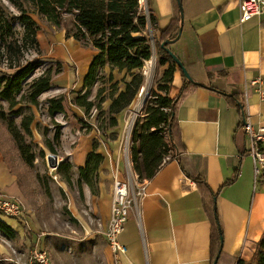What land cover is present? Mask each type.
Returning a JSON list of instances; mask_svg holds the SVG:
<instances>
[{
	"label": "crops",
	"instance_id": "obj_1",
	"mask_svg": "<svg viewBox=\"0 0 264 264\" xmlns=\"http://www.w3.org/2000/svg\"><path fill=\"white\" fill-rule=\"evenodd\" d=\"M181 1L184 19L169 46L195 83L176 66L167 95H180L172 127L177 150L145 179V195L119 236L127 251L116 261L108 245L112 264H214L213 209L222 229L217 264L251 260L264 233V175L255 176L251 140L242 129L245 120L264 126V12L241 22L238 0ZM146 3L158 37L181 16L178 0ZM92 137L84 136L72 150L76 168L85 166L94 149ZM112 150L98 149L111 179L110 191L100 197L106 222L116 168L125 170L123 156ZM0 192L23 199L1 148Z\"/></svg>",
	"mask_w": 264,
	"mask_h": 264
},
{
	"label": "rangeland",
	"instance_id": "obj_2",
	"mask_svg": "<svg viewBox=\"0 0 264 264\" xmlns=\"http://www.w3.org/2000/svg\"><path fill=\"white\" fill-rule=\"evenodd\" d=\"M142 6L147 11L146 0L142 1ZM25 7L39 29L35 43L28 36L25 25L21 21L14 22V36L23 46L21 63L38 60L41 65L23 81L15 108L9 109L8 103L0 98V144L7 164L19 180L22 203L27 210L30 207L33 215L30 217L29 214L25 223L6 216L16 220L10 226L17 233L15 238H10L0 232V264H27L36 248L45 250L52 264H112L105 237L108 222L100 209V197L111 187L109 169L102 162L99 170L90 176V188L74 164L72 150L89 135L93 136L92 144L97 151L106 145L111 150L114 147L123 156L128 121L133 122V145L135 127L145 118L147 106L154 105L155 94L168 93L170 83L165 80L172 82L174 74L170 72L169 63H160L156 45L158 35L149 24L146 29L153 49L152 58L145 60L141 68L133 70L109 64L102 67L89 96L95 106L90 111L80 106L83 109L79 113L75 102L79 94L85 93L82 79L86 77L87 66L97 50L86 40L72 36L76 31L73 15L66 14L64 26H57L39 12L35 4L27 2ZM0 13L10 17L21 12L10 0H0ZM8 64L4 57L0 62V78L13 71ZM48 70L53 76L52 86L34 102L31 84ZM135 76L141 80L136 97L121 112L112 114L109 110L112 99ZM64 84L66 87H62ZM143 88L147 93L143 94ZM60 97L63 98L64 111L51 115L50 100ZM58 128L61 139L56 141L54 137ZM49 153L63 159L58 168L49 165ZM138 179L144 180L139 174ZM1 216L5 215L0 212Z\"/></svg>",
	"mask_w": 264,
	"mask_h": 264
},
{
	"label": "trees",
	"instance_id": "obj_3",
	"mask_svg": "<svg viewBox=\"0 0 264 264\" xmlns=\"http://www.w3.org/2000/svg\"><path fill=\"white\" fill-rule=\"evenodd\" d=\"M20 10V15L5 17L0 13V62L6 57L8 67L13 71L6 73L0 78V98L6 101L9 109L15 108L19 101L17 96L23 90V81L40 67V61H28L21 63L23 46L15 38L13 24L21 21L31 36L32 42H37L36 34L39 26L28 14L25 7L27 2L35 4L39 12L47 16L55 25L64 26V16L73 15L75 32L72 34L78 40H86L97 53L94 54L88 73L85 77V93L79 94L76 99L78 106L90 111L94 102L89 99L91 89L98 80V74L102 67L109 64L119 69H138L144 65L145 60H150L153 55L152 45L147 33L149 24L157 30V19L145 10L140 0H10ZM181 1V0H180ZM182 2V1H181ZM181 16L171 24L169 29L162 31L160 37H156V45L160 54L162 65L169 63L171 74H174L177 64L171 56L162 48L165 40H174L178 37ZM5 49V51L2 50ZM52 73L50 70L43 73L31 84V97L36 102L37 97L52 86ZM171 83V80H165ZM141 85L139 77L135 76L127 83L126 88L112 99L109 110L112 114L121 112L128 107L136 97ZM154 105L147 106L146 116L135 127L132 145V160L134 170L142 179H149L155 175L159 168L176 153V145L172 134L174 123V110L180 95L169 97L167 94H155ZM49 112L64 111L63 98L50 100ZM32 119L27 122V127ZM114 120V125L116 124ZM55 140L61 139V131H56ZM2 145L0 144V148ZM52 150L54 148L50 146ZM3 154L4 151L2 150ZM6 160V157L4 155ZM104 160L102 153L97 147L88 154L85 166L79 168L81 177L88 186H92L90 176L97 172ZM7 161V160H6ZM9 165V164H8ZM10 167V166H9ZM12 173H16L10 167ZM200 181V180H198ZM1 214H3L1 212ZM214 249L216 259L222 239V229L213 209ZM0 232L10 238L16 237V231L8 223L0 218ZM237 264H264V233L256 243L255 253L251 260L239 259Z\"/></svg>",
	"mask_w": 264,
	"mask_h": 264
},
{
	"label": "built area",
	"instance_id": "obj_4",
	"mask_svg": "<svg viewBox=\"0 0 264 264\" xmlns=\"http://www.w3.org/2000/svg\"><path fill=\"white\" fill-rule=\"evenodd\" d=\"M141 3L143 0H140ZM240 10V21L246 22L260 16L264 12V0H238ZM148 11V9H147ZM133 122L128 121L124 147L123 160L125 170L120 172L119 165L113 177L111 216L105 232V237L116 261L120 254L127 251V246L120 239V233L129 219L132 209L137 207L139 200L145 195V179H138L131 160ZM242 129L249 135L251 140L250 155L255 168V176L260 178L264 175V126H254L245 120ZM0 212L5 216L19 219L25 223L27 209L22 201L15 196L0 192ZM27 264H52L45 250L36 248L32 252Z\"/></svg>",
	"mask_w": 264,
	"mask_h": 264
},
{
	"label": "water",
	"instance_id": "obj_5",
	"mask_svg": "<svg viewBox=\"0 0 264 264\" xmlns=\"http://www.w3.org/2000/svg\"><path fill=\"white\" fill-rule=\"evenodd\" d=\"M179 2V9H180V13H181V18L182 20L184 19V9H183V5L181 3L180 0H178ZM179 36V35H178ZM177 39V38H176ZM175 40V39H174ZM174 40H165L162 43V48L171 56V58L174 60V62L179 66V68L182 70L183 74L185 75V77L190 81V82H194L192 76L190 75V73L188 72V70L185 68V66L182 64L181 60L177 57V55L172 51V49L170 48V44L172 42H174ZM49 165L53 168H58V166L60 165V163L63 161V159L55 154V153H49L47 156ZM219 260V254L216 257L214 264H217Z\"/></svg>",
	"mask_w": 264,
	"mask_h": 264
},
{
	"label": "bare ground",
	"instance_id": "obj_6",
	"mask_svg": "<svg viewBox=\"0 0 264 264\" xmlns=\"http://www.w3.org/2000/svg\"><path fill=\"white\" fill-rule=\"evenodd\" d=\"M144 2H145V1H144ZM142 92H143V94L147 93V89L143 88V89H142Z\"/></svg>",
	"mask_w": 264,
	"mask_h": 264
}]
</instances>
